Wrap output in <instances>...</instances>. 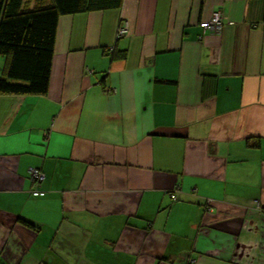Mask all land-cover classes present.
Here are the masks:
<instances>
[{"label":"crops","instance_id":"1","mask_svg":"<svg viewBox=\"0 0 264 264\" xmlns=\"http://www.w3.org/2000/svg\"><path fill=\"white\" fill-rule=\"evenodd\" d=\"M0 264H264V0L61 16L0 96Z\"/></svg>","mask_w":264,"mask_h":264},{"label":"trees","instance_id":"2","mask_svg":"<svg viewBox=\"0 0 264 264\" xmlns=\"http://www.w3.org/2000/svg\"><path fill=\"white\" fill-rule=\"evenodd\" d=\"M121 4L122 0H0V96L46 95L58 19Z\"/></svg>","mask_w":264,"mask_h":264},{"label":"built area","instance_id":"3","mask_svg":"<svg viewBox=\"0 0 264 264\" xmlns=\"http://www.w3.org/2000/svg\"><path fill=\"white\" fill-rule=\"evenodd\" d=\"M223 26V14L220 10H215L212 13L210 23L206 26L208 29L219 32ZM126 28H121L118 30L119 34L125 33ZM30 180L33 182L35 191L40 187L41 182L44 180V174L41 170L36 168H31L29 171ZM172 199H175V196H171Z\"/></svg>","mask_w":264,"mask_h":264}]
</instances>
